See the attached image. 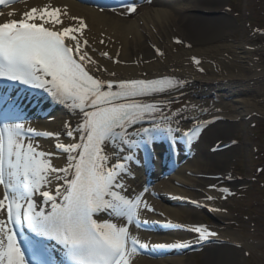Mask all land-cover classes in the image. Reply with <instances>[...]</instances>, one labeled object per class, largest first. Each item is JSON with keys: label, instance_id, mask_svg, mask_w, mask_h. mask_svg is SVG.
I'll return each mask as SVG.
<instances>
[{"label": "snow or ice", "instance_id": "1", "mask_svg": "<svg viewBox=\"0 0 264 264\" xmlns=\"http://www.w3.org/2000/svg\"><path fill=\"white\" fill-rule=\"evenodd\" d=\"M7 2L0 0V5ZM135 11V3L127 6V14ZM59 16L60 9L32 8L19 20L0 23V79L42 89L81 116L75 127L65 123V135L72 142L63 143L59 132L38 133L27 126L19 99H5L6 90L0 94V264H130L137 246L147 245L132 236L129 227L141 223L142 207L154 211L143 199L147 188L128 195L127 180L134 179L131 165H141V151L143 163L151 165L155 145L165 140L174 151L181 112L169 110L171 100L155 97L183 82L168 76L97 78L89 66L108 70L87 50L89 41L83 38L87 25L72 17L79 20L78 26L57 29L63 23ZM157 53L162 55L159 49ZM100 55L108 57L106 52ZM197 131L182 135L191 138ZM35 136L54 137L55 148L67 154L66 165H54L56 153L40 150ZM191 231L200 240L217 235L203 225H194ZM46 240L60 247L59 259H53L54 250Z\"/></svg>", "mask_w": 264, "mask_h": 264}, {"label": "bare ground", "instance_id": "2", "mask_svg": "<svg viewBox=\"0 0 264 264\" xmlns=\"http://www.w3.org/2000/svg\"><path fill=\"white\" fill-rule=\"evenodd\" d=\"M225 0H147L144 6H138L136 12L127 14V6L110 10L81 0H20L9 7L1 8L0 23L22 18L23 13L32 8H45L49 10L60 9L59 18L62 24L56 28L78 26L82 18L87 27L83 30V38L89 41L87 50L98 61L99 66L108 71H95L96 66H89L93 74L104 81H119L128 79H154L165 76L179 79L183 86L167 93L156 96V100H171V108L174 105L185 102L181 107V123H188L190 117H197L207 112V117H220L217 121L202 125L203 131L198 140L197 154L185 164L180 165L171 175L155 183L144 193L143 199L154 211H148L143 207L138 219H160L185 223L192 228L195 224H201L200 206L214 212L212 227L209 231L215 232L223 239L220 247L207 246V254L203 264H229L238 255L237 248L241 240L230 235L224 228V214L216 204L207 199L213 196L209 187L216 178H227L231 171L230 162L238 152V146L216 151L214 147L222 146L232 139V134L239 126V121L256 113L257 105L264 101V64L256 62L255 50L245 44L230 45L223 42L224 39L236 27V23L230 19V14L224 11ZM209 10L208 16H198L195 10ZM14 13L8 16V13ZM214 12H218L215 14ZM119 15L135 16L130 21ZM228 14V15H226ZM216 15V16H215ZM40 23L41 21H36ZM50 26V25H48ZM79 36L80 34L77 33ZM173 39H179L184 43L182 51L174 53L171 47ZM103 41V43H101ZM222 41L220 45L214 42ZM174 45V44H173ZM163 48L164 52H161ZM91 49H95L92 52ZM159 52L162 53L158 54ZM108 53V57L100 53ZM200 61L195 64L194 59ZM118 61V62H117ZM202 69V70H201ZM109 73H115L110 75ZM218 96L220 101L232 97V107L227 110L216 104L210 107L207 104L212 99V94ZM51 101L57 102L48 93L41 95L37 101L50 107V113L43 118L26 119L27 126L35 130L59 132L63 143L72 142L65 135V123L69 122L75 127L81 122L78 110L67 112L59 106L53 111ZM153 98L150 99L152 101ZM48 104V105H47ZM218 106V107H216ZM45 107V106H44ZM45 107V109H46ZM210 107V108H209ZM170 108V109H171ZM208 108V109H207ZM224 114L227 119H224ZM193 118V119H194ZM246 124V123H245ZM190 129V125H185ZM39 144L40 150L56 153L52 157V163L64 167L67 163V154L59 152L55 148L54 137L40 139L34 138ZM221 143V144H220ZM228 148V147H227ZM225 150V151H224ZM219 151V152H218ZM230 152V153H229ZM134 179L129 178L128 195L134 196L141 193L147 186L143 184L144 174L139 171L136 164L131 165ZM141 175V177H140ZM59 183H62L60 181ZM167 192L172 195L162 196L156 199L150 193ZM3 189L0 186V196ZM181 199V200H180ZM42 198L37 197L38 203ZM177 200L186 204H177ZM105 218H107L105 216ZM118 220L117 223H124ZM143 244L154 241L171 243L176 234L160 236L148 231H138L134 227L130 229ZM185 239L186 236H179ZM130 264H196L193 256L166 255L161 258H150L137 252L130 258Z\"/></svg>", "mask_w": 264, "mask_h": 264}, {"label": "rangeland", "instance_id": "3", "mask_svg": "<svg viewBox=\"0 0 264 264\" xmlns=\"http://www.w3.org/2000/svg\"><path fill=\"white\" fill-rule=\"evenodd\" d=\"M141 4L144 6L145 3L141 2ZM224 9L230 14V19L236 23V27L223 42L230 45L245 44L255 50L256 62L264 64V0H225ZM194 13L198 16H208L211 12L199 9ZM214 13L218 14V12ZM117 16L129 21L135 17L119 14ZM223 42L214 43L220 45ZM173 44L167 45L164 49L171 47L176 53L184 48V43L179 39H173ZM161 52H164L163 48ZM214 98H217L214 104H221L218 105L219 108L223 109L227 106L228 110L232 107V97H227L222 102L218 96L212 99ZM252 106L257 109L256 113L251 114L250 118L247 117L246 122H244L245 119L239 121V126L232 134V139L227 145L222 144V146L225 145L222 149L226 148V150L236 145L238 152L236 151L230 162L229 176L216 178L213 184L216 187L211 189L214 195L209 196L214 197L211 201L224 214L225 230L241 240L238 245H235L238 255L229 264H264V101ZM224 116V119H227L228 115L224 114ZM221 188H227L229 191L222 192ZM152 195L154 198L157 196ZM180 203L184 206L186 201ZM195 205L200 206L202 223L213 226V215L201 208V205L197 203ZM191 236L196 238L195 235ZM209 241L210 243L204 241L192 243L195 244L192 248L199 250L190 253L196 264L204 263L208 252L207 246L220 247L224 243L223 239ZM179 251L176 249L173 252L180 254ZM155 252L159 257L160 248Z\"/></svg>", "mask_w": 264, "mask_h": 264}]
</instances>
